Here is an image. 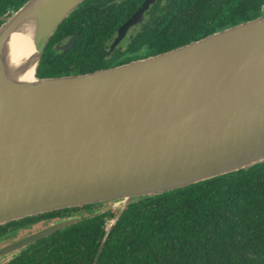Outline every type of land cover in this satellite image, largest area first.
Instances as JSON below:
<instances>
[{
  "label": "water",
  "instance_id": "obj_1",
  "mask_svg": "<svg viewBox=\"0 0 264 264\" xmlns=\"http://www.w3.org/2000/svg\"><path fill=\"white\" fill-rule=\"evenodd\" d=\"M83 1L26 0L2 17L0 224L112 201L106 235L135 197L264 161V16L115 67L39 77L51 36ZM76 221L5 245L0 258Z\"/></svg>",
  "mask_w": 264,
  "mask_h": 264
},
{
  "label": "trees",
  "instance_id": "obj_2",
  "mask_svg": "<svg viewBox=\"0 0 264 264\" xmlns=\"http://www.w3.org/2000/svg\"><path fill=\"white\" fill-rule=\"evenodd\" d=\"M25 1L0 0V24ZM136 1L140 0H124L106 11L104 0H84L51 36L37 75L82 74L114 65L104 62L103 45ZM259 14L257 4L254 12L235 16L216 29ZM71 36L70 47L55 48L56 43L67 44ZM112 204L75 206V223L28 244L0 264H264V161L182 188L135 197L105 235L119 211L110 209Z\"/></svg>",
  "mask_w": 264,
  "mask_h": 264
},
{
  "label": "flooded vegetation",
  "instance_id": "obj_3",
  "mask_svg": "<svg viewBox=\"0 0 264 264\" xmlns=\"http://www.w3.org/2000/svg\"><path fill=\"white\" fill-rule=\"evenodd\" d=\"M123 1L104 0V10L107 11L108 6L118 5ZM144 1H136L138 2L137 6L114 28L111 37L104 43V62L114 64L110 67L183 45L169 47L178 40L185 38H190V41L197 40L227 28L229 26L216 29L220 23L230 22L235 16L241 18L254 12L257 4L260 6L259 16H264V0H252V3L250 0H152L142 15L130 23L119 35L120 28L134 15ZM127 8L129 7L125 6V9ZM118 9L121 11V6ZM65 43H56L55 48L61 49ZM73 208L75 207L38 213L31 216L26 222L17 219L0 224V248L43 230L53 222L71 219L75 215ZM59 210L61 211L55 212ZM12 221L16 222L12 224ZM26 246L12 251L13 257ZM0 262L4 261L0 260Z\"/></svg>",
  "mask_w": 264,
  "mask_h": 264
},
{
  "label": "rangeland",
  "instance_id": "obj_4",
  "mask_svg": "<svg viewBox=\"0 0 264 264\" xmlns=\"http://www.w3.org/2000/svg\"><path fill=\"white\" fill-rule=\"evenodd\" d=\"M84 214L87 215L86 212H84ZM35 227H36V226H35ZM11 257H13V254H11V252H10V253H8L7 255L1 257L0 260H1V261H6V260L10 259Z\"/></svg>",
  "mask_w": 264,
  "mask_h": 264
}]
</instances>
